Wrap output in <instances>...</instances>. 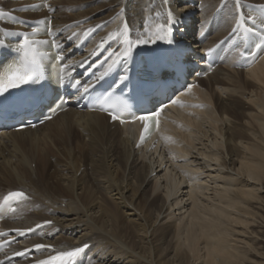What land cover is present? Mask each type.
Wrapping results in <instances>:
<instances>
[{
    "label": "bare ground",
    "instance_id": "obj_1",
    "mask_svg": "<svg viewBox=\"0 0 264 264\" xmlns=\"http://www.w3.org/2000/svg\"><path fill=\"white\" fill-rule=\"evenodd\" d=\"M232 1L48 0L34 13L22 12L33 0H0V11L50 20L67 74L77 73L113 33L117 69L127 47L122 39L152 41L169 9L192 41L187 58L200 54L203 67V55L226 54L177 96L179 103L163 107L148 141H138L134 124L72 107L37 127L3 132L0 201L9 192L27 199L16 201L0 231H13L15 239L21 230L44 227L0 260L37 244L46 246L36 250L38 260L87 244L78 256L83 264H264V55L242 69L243 50L233 47L253 40L236 23L246 12L241 4L255 11L264 0ZM24 24L0 20V38ZM141 46L158 49L162 39ZM139 47L127 60L131 68ZM145 66L154 68L155 60Z\"/></svg>",
    "mask_w": 264,
    "mask_h": 264
},
{
    "label": "snow or ice",
    "instance_id": "obj_2",
    "mask_svg": "<svg viewBox=\"0 0 264 264\" xmlns=\"http://www.w3.org/2000/svg\"><path fill=\"white\" fill-rule=\"evenodd\" d=\"M168 0H165L167 3ZM236 4L239 5V0H236ZM8 15L7 13L0 11V17ZM119 16L120 13H117ZM159 15V13H157ZM251 19V23L253 27H247L244 29L245 33H249L255 35L259 39V43H257L256 47H264V27L260 31L255 30V25L257 24V20L255 18ZM177 17L173 14V12L169 9L166 12V23L156 25V33L155 39L152 41L145 40V39H136L132 40L130 38L126 39L127 47L124 51L120 54V57L123 61L130 60L133 55L134 49L139 47L142 44H148L149 42H155V40L165 39L167 43H173L171 39V34L173 32V26L178 24ZM244 18H239L236 23L238 26L244 23ZM38 23H45V21H39ZM50 23V22H49ZM261 26H264V18L260 19L259 21ZM97 27H100L99 25ZM236 31V29H233ZM128 28L125 24L123 29V34L127 37ZM163 33V35H161ZM12 33H6V35H11ZM23 35V42L19 43L18 46L13 49L12 51L16 52L17 54H22L19 64H13L10 66L8 73L0 79V93L7 92L9 89L17 88L22 84H27L31 81L39 79V75L37 73V69L40 66V59L39 57L42 55L41 53L37 52L36 48L34 47L35 44H47L49 41H34L31 37L35 35V31L31 34H21ZM75 35V34H73ZM117 35L116 33L110 34L111 37ZM5 46V40L0 39V47ZM54 47H59L57 44H53ZM31 52V55H29ZM243 55V53H241ZM61 58L62 57H58ZM127 76L121 77V80H126ZM78 83V82H77ZM191 89H189L190 91ZM88 91V87L84 88V92ZM100 105V110L107 112L113 121L120 120L121 123L125 122V113L129 112L130 109L128 108L127 104L115 99L111 93L105 95L100 98L98 101ZM173 103H179V101L174 100ZM54 111V109H53ZM159 113H155L153 115H133L131 118L133 120H140L144 123V130L141 133V141H144L145 134L150 133L152 128H155V123L152 124L151 128L149 127V122L154 121L155 116H158ZM50 118V117H49ZM166 140L171 139L170 137H165ZM21 199H27L26 195L23 192H9L6 196L3 197V201L5 204H8L9 201H17ZM2 206V205H0ZM11 205L9 204V207ZM45 223H51L50 221H46ZM39 227V226H38ZM19 231V230H17ZM28 231H32V229H28ZM20 235H24L23 231H19ZM0 235H4L0 233ZM36 249H41L46 247L45 245L37 244L34 246ZM89 246L87 244L83 245L82 247H76L69 251L59 252L55 256H51L47 260L38 261L37 264H72L77 256H79L86 248ZM17 255H23V253H17Z\"/></svg>",
    "mask_w": 264,
    "mask_h": 264
},
{
    "label": "rangeland",
    "instance_id": "obj_3",
    "mask_svg": "<svg viewBox=\"0 0 264 264\" xmlns=\"http://www.w3.org/2000/svg\"><path fill=\"white\" fill-rule=\"evenodd\" d=\"M85 3H86V2H85ZM85 8H86L85 5L80 7L81 10H82V9L85 10ZM191 13H193V12L190 11L189 14H191ZM150 29H151V28H150ZM132 32H133V31H132ZM188 41L192 44V41H190V40H188ZM83 48H84V47H83ZM84 49H85V48H84ZM84 49H81V51H79V52H75V53H73V55L82 52V50H84ZM222 96H223V95H222ZM243 99H245V97H244ZM54 160H55V158H54ZM47 173H48V174L53 173V168H52V170H51L50 172L47 171ZM260 226L264 229V224H263V225L260 224ZM253 228H254V230H257L255 227H253ZM258 230H259V229H258ZM260 230H261V229H260ZM262 241H263V244H264V239H263Z\"/></svg>",
    "mask_w": 264,
    "mask_h": 264
}]
</instances>
